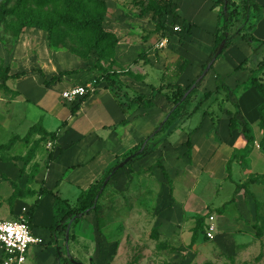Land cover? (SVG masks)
<instances>
[{"label":"rangeland","instance_id":"1","mask_svg":"<svg viewBox=\"0 0 264 264\" xmlns=\"http://www.w3.org/2000/svg\"><path fill=\"white\" fill-rule=\"evenodd\" d=\"M42 1L0 0V63L4 65L10 63L17 67L16 70L32 71L37 69L43 74L42 77L38 72H35L40 77V81L48 80L51 73L56 75L66 69H83L84 71L89 66L98 64L114 74L128 89L129 84L136 83L135 86L138 87V83L141 82L149 91H152L173 83L174 63L179 57H186L189 45L190 49H195L198 53L197 56L201 58L211 41L207 29L212 28V17L215 13L211 9L213 0H104L106 15L103 29L113 33L117 38L113 55L106 50L101 51L100 48L90 49L93 39L84 31H79L77 26L71 27L60 23L54 33L55 45L53 40H49L48 33L39 28H24L17 34V18L30 12L42 18L57 19L60 13L69 12L71 4L78 5L87 12L91 11L92 7L90 0H52V3L51 0L48 3H42ZM232 1L237 6L243 3V0ZM164 9L169 10L170 14L164 15L162 18V22L165 21L162 34L161 30L157 29L158 17L154 10ZM237 9L240 10L239 7ZM179 11L181 15H185V19L180 18ZM240 17L236 18L237 21L231 24L229 33L225 35L229 47L234 38L231 35L235 33L236 29L239 28L241 33L248 31ZM190 22H194L196 25L192 35H187V28L184 27L193 24ZM175 26L180 27V31H174L173 27ZM221 26L216 29L214 37L222 35ZM161 34L162 38L166 39V44L163 48H158L157 42ZM189 37L190 41L187 40ZM244 44L246 45L245 42ZM195 50L193 51L195 52ZM247 54H249V48ZM199 62L198 58L197 60L193 58L189 69L181 78V83L187 84L188 80L198 76L202 67ZM213 71L214 69L207 73L197 89V95L192 97L189 110L201 96L206 78L214 77L215 71ZM256 73L247 72V79L249 80V74L256 77ZM30 74L34 73L30 72ZM83 74L85 76L93 74L99 82L100 74L97 70ZM243 85L244 88L248 87L249 82ZM11 87L14 90H21L24 97L39 103L47 112L33 104L20 101L9 102L6 101L7 97H1L0 144L7 143L16 135L22 139L27 134L29 126L38 122V114L46 113L45 125L47 127H53L51 122L61 124L62 110L68 108V105L56 100L55 93L48 95L41 92L36 83L18 86L12 84ZM253 90L259 94L255 88ZM165 91L167 92V90H163L162 93ZM222 92L224 95L227 91L223 90ZM234 92L235 95H238L241 90L235 87ZM162 93L155 94L156 105L159 109L165 107L163 106L165 97H160ZM96 97L102 105L108 103L104 97H101L100 92L96 94ZM245 98L249 99V93L245 95ZM217 102L219 99L213 101L209 107H213V111L218 115L217 132L219 137L223 138L226 137L228 126L227 120L217 112V105H219ZM229 104L232 105L231 107H235V105ZM229 104L226 105V108ZM116 116L115 114L112 116V121ZM201 116L202 110H198L186 125L180 127V124L175 127L173 124L170 127L171 129L175 127L173 130L176 138L172 140L174 145H177L176 141H181V132L186 135L200 121ZM214 118H216L215 115ZM155 119L151 116L150 119L134 124L135 129H138L139 125L141 134H144L142 138L145 139V134L149 135L157 126ZM55 129L56 127H53L51 130ZM123 131V126H116L117 135L124 133ZM98 132L95 135L102 136L111 130L105 129ZM131 133L135 132L132 130ZM164 134L161 133L159 136ZM70 135L68 133L67 137ZM85 135L87 136V133ZM217 141H219L218 138ZM51 146V142L44 143L42 152L34 159L40 166L43 165ZM153 146L157 148L158 145L154 144ZM178 149L179 147L175 146L174 152L172 150V152L163 153L157 151L145 159L118 170L110 182L105 185L100 195L95 198L89 214L83 216L76 225L70 226L66 233L57 237L62 256L72 257L83 264H264V252L261 251L259 254L254 252L249 255V249H246L249 248V240L241 241V243L235 241V243H239L229 244L226 250H220L215 248L214 239L208 240L203 232L198 235L197 241L191 246L192 229L201 227L199 231H204L208 218L214 216V209H211V206L199 205L197 200L194 198L190 200L186 196V192L183 190L193 186V183L187 175L182 173L187 161L182 158ZM28 150L29 144L18 140L10 148L1 151L0 157L10 159V164L21 169L23 167L21 159ZM248 153L249 149L240 154L243 157V169L249 168V158L246 157ZM158 161L165 168L171 186L163 178L157 166ZM224 167L225 165L221 169L223 174H225ZM239 173L237 172V174ZM216 183L221 184L222 181H216ZM222 184L223 189L214 198L216 206L231 197V192L226 191L228 187L231 188L229 182L224 181ZM78 190V188L62 182L53 192L71 205L76 203L79 195L75 194V191ZM197 190L198 187L194 190L196 196ZM11 193L12 187L5 175L0 173L1 220L9 218V206L6 201ZM213 197L214 195L209 199L212 200ZM243 197L249 202L248 196L243 195ZM87 202L85 201L84 204ZM21 217L27 219V216ZM226 223L228 224V219L225 216L216 215V220L213 223L215 231L218 232ZM43 226L36 222L34 234L40 236L38 238L41 243L38 246H29L26 254L27 264H51V259L54 260V253H52L54 247L47 248L46 246L51 245V242L47 245L43 241L48 237L47 232H50V229H44ZM238 248H243V254H238ZM45 249L47 252L40 254V251Z\"/></svg>","mask_w":264,"mask_h":264},{"label":"crops","instance_id":"2","mask_svg":"<svg viewBox=\"0 0 264 264\" xmlns=\"http://www.w3.org/2000/svg\"><path fill=\"white\" fill-rule=\"evenodd\" d=\"M216 1L217 0H213V4L211 6V9L215 12L212 17V28L207 29V33H210L211 36L210 45L207 50L202 53L201 58L197 56L198 53H196L195 49H190L189 45L188 54L185 55V59L189 61V64L183 74L189 69L193 58L194 60H197L198 58L200 61L199 64H202L203 66L212 52L214 46V33L221 25V20L219 19L221 6L215 5L214 3ZM253 1L254 0H251L252 4L262 8L260 18L258 19V14L251 10V12L248 13V20L245 21V19H242V22L247 29H250L255 38L264 41V0H256L257 2L254 1L255 3ZM232 3L235 5V9L238 7L240 8V10L237 9V15H242L241 10L243 3L238 6L235 2L232 1ZM180 18L185 19V15L180 14ZM190 23L193 24L188 27H184L187 28V35H192L194 26L196 25L194 22ZM161 37L162 34L160 38ZM187 40L190 41V37ZM248 48L249 47L244 44L240 36H234L232 44L228 50L224 52V55L221 58L215 61L213 65V69L215 71H213L214 77L212 79H210V77L206 78L202 93L206 90H214L216 85H224L226 87V94L223 95V90H220L217 94H215L211 103L216 99H219L217 104L222 107L215 104L217 105V112H219V115H222V117L227 120V126L229 123V117L227 116L226 111L233 113L235 110H238L237 117L239 123H247L249 125L253 138L252 143L249 145V153L246 154V157L249 158V168L243 169V157L240 156L242 151H245L246 141L241 136L239 130L230 132L228 129L226 137H219L217 132L219 118H217V113L213 111V107H209V113L211 116L202 115L196 126L193 127L191 131H188L191 132V148L189 151L184 145L186 135L183 132H181V141H176L175 144L177 145H174L172 140L176 137L173 129L180 124V127L182 125H186L196 112L187 119L177 120L174 123L175 127L173 129L169 128L163 136L155 137L152 141L148 142V146L152 148L153 153L157 151L159 153L172 152L175 146L179 147L178 152L182 158L187 161L182 173L187 175L193 183V186H191L193 188L186 187V189L183 190L186 192V196H188L190 200L191 198L197 200L199 205H203L205 207L211 206V209H214V221L216 220V215L225 216L228 219V224L226 223L225 226L221 227L218 232L215 231V248L226 250L229 244L236 245V243H241V241L249 240V248L246 249H249V255H251L254 252H258L257 254L261 251L264 252V142L262 140L263 130L259 124L260 115L258 111V107L262 104L263 98L253 90V87H251L250 78L253 77L251 74H249L248 80L247 72L234 71V68L244 58L251 55L250 48L249 54H247ZM193 50H195V52ZM4 66L9 67V75L24 72L25 74L20 76L18 79H9L6 82V89H0V98L5 96L7 97L6 101L9 102L20 101L27 104H33L38 106L44 112H47L46 109L39 103L24 97L21 90H14L11 87L12 84L18 86L36 83L41 92L48 95L55 93L56 100H59L60 103H63L64 105H68V108L62 110L63 116L61 124L58 125V122H51V126L53 125V127H56L54 131L51 130L53 127H47V125H45L46 113L37 115V117H39L38 122H42L41 125L46 131L57 133V141L54 146L52 144V148L50 149L53 155L48 168H45V170L41 169L35 178L31 182H28L26 175H21L20 168L10 164V161H0V173L5 175L11 187L12 185H15L20 190L30 189L33 191H38V189L43 187L51 192L38 197V204L31 216V230L33 234L36 222L41 223L42 226L44 225V229H50L54 218L55 196L57 195L54 194L53 191L56 190L62 182L78 188L79 190L75 191V194L77 193L78 195L81 191L87 190L91 184L95 183L99 177L104 175L107 169L111 168L118 160H120L125 153L129 152L134 146L144 140V138H142L144 134H141L139 125L137 127L138 129H135L136 127L134 124L136 122L150 119V117L153 116L156 118L155 120L158 126V123L161 122V120L163 121V118L172 107L171 103H168L164 98L165 100L163 106H165V113L162 111L164 110L163 108L159 109L158 105H156L157 98H155L153 101L154 106L152 108H133L123 113L117 102L110 95L109 91L105 89V84H99L96 86L95 91L86 96V98L81 102L76 113L71 114V105L62 100V92L73 86L92 85L96 80L94 77L95 75L90 74L85 76L83 73L88 72L86 69H84V71L83 69H66L63 71L78 70L80 73L64 76L60 82H57L47 88L43 86V81H40L38 74H35L37 69H33L32 71L16 70L17 67L12 64L10 65V63ZM30 72H33L34 74L29 75ZM183 74L178 78L177 83L182 86H187L194 79L188 80L187 84H183L181 83ZM216 74L219 76L218 79L215 77ZM256 74L263 82L264 68ZM52 76H55V74L51 73L49 75L50 78ZM50 78L46 81H49ZM248 82L249 86H245L244 90H242L238 95H235L234 88L236 85ZM138 84V87L135 86L136 83L129 84V89L145 95H149L151 93V91L143 85L144 83L139 82ZM101 86H104V88H101ZM99 92L101 97H104L106 102H108H105V105H102L101 101H97L98 99L96 94ZM247 93H249V99L245 98ZM160 97H163V95ZM223 98L225 102L222 101ZM229 103L235 105V107H231L232 105ZM228 104L229 106L226 108V105ZM114 114L117 116L115 117V120L112 121V116ZM214 115L216 118H214ZM33 125L29 126V129ZM116 126H123L124 133L117 135L115 132ZM157 126H155L153 130ZM105 129H109L111 132H106L105 135L103 134L102 136L95 135L98 131H103ZM76 130L81 132H77ZM132 130L136 134H132ZM146 132L148 133V130ZM68 133L71 134L69 136L70 138L67 137ZM85 133H87V136ZM170 134L171 136L168 137ZM145 135L146 137L148 136L147 134ZM217 138L219 141H217ZM154 144L158 145L157 148H154ZM182 165L184 164L182 163ZM223 165H225V174L221 171ZM237 172L240 173L237 174ZM216 181H222V183H224V181H228L231 185V188L228 187L226 190L228 193L231 192V197L219 206H216L214 198H216L220 190L223 189V184H218ZM197 187L198 190L196 196L194 195V190H196ZM207 193H211L212 195H208ZM213 195L214 197L210 200L209 198ZM243 195L249 197V202L244 199ZM35 198L36 196L34 195L31 197L26 196L18 198L13 201L11 206H9L7 199L6 204L9 206V218L5 220L17 219L23 215L27 216ZM207 223L208 221L206 222V226ZM202 232L205 233V228L204 231H201V233ZM201 233L199 232L195 241L192 242V232L190 242L191 246L197 241L198 235ZM35 236L40 238L38 235ZM47 236L46 240H42L44 241V244L48 245L49 242H51V232L48 231ZM235 241L239 242L235 243ZM34 246L38 245H33V247ZM46 247L48 248L50 246L48 245ZM242 249L243 248H238V254H243ZM44 252H47L46 249L40 251V254H43ZM52 253H54V260L51 259V264H58L55 260V251H52Z\"/></svg>","mask_w":264,"mask_h":264},{"label":"trees","instance_id":"3","mask_svg":"<svg viewBox=\"0 0 264 264\" xmlns=\"http://www.w3.org/2000/svg\"><path fill=\"white\" fill-rule=\"evenodd\" d=\"M50 0H43L42 3H48ZM53 1L51 0V3ZM56 2V1H55ZM91 11H85L78 5H69V12L60 13L57 16V19H49L46 17H41L36 15L33 12L22 15L17 18V34L20 33L24 28H39L49 35V40H53V44H56V39H54V33L56 32L57 26L61 23L63 25H70L71 27L77 26L79 31L85 32L92 39V44L90 49H98L101 51L106 50L110 54H114L115 47L117 44L116 36L108 31L103 29V21L106 15V6L104 0H90ZM215 5L221 6V13L219 19L221 20V30L222 35L220 37H214V48L212 53L209 55L207 61L202 66L201 72L198 76L191 81L187 86H182L177 83L178 78L183 74L186 67L189 64V61L183 57H179L174 63V70L172 75L173 83L167 84L165 87H159L151 91L149 95L143 93H137L131 89H128L122 81H120L114 74L108 72L102 66L95 64L86 68V71L91 72L97 70L100 74L99 82L105 84V89L109 91L112 97L117 102L120 110L125 113L133 108H144L149 109L154 106V98L156 93H162L163 90H167L162 95L165 97L168 103H171L172 107L169 109L168 113L164 117L163 121L158 124V126L148 135L143 141L134 146L129 152L125 153L120 160H118L111 168H109L104 175L91 184L86 191H81L75 204H69L66 200L60 199L58 196H55L54 201V218L50 226L51 232V245L54 247L55 251V260L58 264H83L78 260L73 259L72 257H63L61 249L57 243V237L66 233L69 230L70 226L76 225L79 220L89 214V210L93 208L95 198L100 195L101 191L104 189L105 185L110 182L113 176L117 173L118 170L125 168L129 164H132L136 161L142 160L149 157L153 150L147 144L152 141L155 137L159 136L161 133H165L177 120H183L191 117L198 110H202V115H210L209 105L220 90L226 89L224 85H216L214 90H206L198 98L194 106L189 110L190 102L192 97L197 95V89L203 82L207 73L213 70V65L215 61L221 58L224 51L229 47V42L225 40V35L230 31L231 24L234 21H237L239 16L245 21L248 20V13L252 11L256 12L257 18H260L262 13V8L251 3V0H243V7L241 10L242 15H237V10L235 5L231 0H217ZM176 6L174 7V9ZM158 17L157 29L161 30L163 34V27L165 21L162 22L164 15H169L170 11L167 9L164 10H154ZM145 13V11H143ZM240 17V18H241ZM233 19V20H232ZM236 23V22H235ZM232 29V28H231ZM240 36L241 40L246 43V45L251 49V55L244 58L235 68L234 71H245V72H258L264 68V41L255 38L250 29L245 33H241L240 29H236L235 33L231 35ZM221 48V53L216 56L217 50ZM37 72L43 77L41 71ZM80 73L78 70H67L61 71L58 75L52 76L49 81L43 80V86L50 87L57 82H60L62 77L70 76ZM24 73L9 75V67L0 64V89H6V82L9 79H18ZM218 79V75H215ZM95 80L94 86H98L99 83ZM250 85L257 90L259 95L263 98L262 104L258 107L260 115V127L263 130V142H264V84L260 77H251ZM236 89L244 90L243 84H238ZM131 92V93H129ZM79 100L71 105V114L76 113L79 105L85 99ZM227 116L229 117L228 129L230 132L234 130H239L241 136L246 141L245 151H248L249 145L252 143V134L251 129L247 123L240 124L238 120V110H235L233 113L226 111ZM191 132L186 133V141L184 145L187 147L188 151L191 148L190 144ZM18 140L23 141L26 144H29V150L27 154L21 159L23 167L20 169L21 175L25 174L27 181L31 182L35 176L40 172L42 168H48L52 160V151H49L46 155L43 165L40 166L39 163L35 162L34 159L38 154L43 150L42 145L47 142H51L54 146L57 141L56 132L46 131L42 125L41 121L33 125L27 132V134L20 139L19 137L11 138L7 143L0 144V152L4 151L11 146H13ZM20 160V159H17ZM0 161H10V159L0 157ZM160 169L163 178H165L171 186V181L169 176L162 166L160 161L157 164ZM228 170V165H227ZM13 192L8 199L9 206L12 205L13 201L18 198H23L26 196H36L33 201L30 210L27 215V222L31 228V216L33 215L36 206L38 204V197L45 194L51 193L47 189L41 187L38 191H33L30 189L20 190L15 185H12ZM83 196L85 200L83 201ZM85 201H88L84 204ZM201 227H195L193 229V240L195 241L197 234L201 231ZM203 233V232H202Z\"/></svg>","mask_w":264,"mask_h":264},{"label":"built area","instance_id":"4","mask_svg":"<svg viewBox=\"0 0 264 264\" xmlns=\"http://www.w3.org/2000/svg\"><path fill=\"white\" fill-rule=\"evenodd\" d=\"M174 31H180V27H173ZM166 39L160 38L157 43L158 48H163ZM96 87L92 85L73 86L62 92L61 98L64 102L73 104L92 94ZM214 217L208 218L205 227V237L213 240L215 236V227L213 224ZM41 240L37 238L27 220L23 217L17 219L1 220L0 219V264H27V250L29 246L39 245Z\"/></svg>","mask_w":264,"mask_h":264},{"label":"water","instance_id":"5","mask_svg":"<svg viewBox=\"0 0 264 264\" xmlns=\"http://www.w3.org/2000/svg\"><path fill=\"white\" fill-rule=\"evenodd\" d=\"M221 50H222L221 48H219V49L217 50V52H216V56L219 55V54L221 53Z\"/></svg>","mask_w":264,"mask_h":264}]
</instances>
